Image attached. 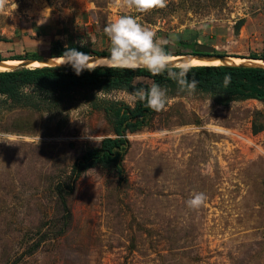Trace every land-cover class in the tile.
Returning <instances> with one entry per match:
<instances>
[{"label": "rangeland", "instance_id": "374dc122", "mask_svg": "<svg viewBox=\"0 0 264 264\" xmlns=\"http://www.w3.org/2000/svg\"><path fill=\"white\" fill-rule=\"evenodd\" d=\"M121 15L173 54L264 55V0H164L144 13L127 0H0V61L66 45L109 53L104 27ZM162 87L169 104L127 132L120 173L97 164L72 192L59 184L117 135L134 88L0 92V264H264V101ZM193 192L206 195L197 209Z\"/></svg>", "mask_w": 264, "mask_h": 264}, {"label": "trees", "instance_id": "16d2710c", "mask_svg": "<svg viewBox=\"0 0 264 264\" xmlns=\"http://www.w3.org/2000/svg\"><path fill=\"white\" fill-rule=\"evenodd\" d=\"M75 47L80 51L90 54L88 48ZM64 49L56 52L58 57H63ZM220 54H233L241 57H263L257 55L249 47H244L239 52L230 53L219 50ZM239 53V54H238ZM95 54H107L97 52ZM186 54V53H183ZM195 54V53H193ZM200 54V53H199ZM38 58L35 54L28 56L17 55L16 58ZM97 66V65H96ZM93 66V67H96ZM225 74H231V82L225 87L223 84ZM137 76L150 77L154 80L153 84L164 85L166 83H176L171 80L166 73L153 76L148 70L143 68L121 69L97 67L93 71H84L81 75H76L71 66H45V67H26L18 66L13 70L0 71V92L14 94L21 85L34 84L40 88L71 89L73 87H107L115 88L127 86L134 88V79ZM189 80L198 81L197 88L213 93H225L239 98H261L264 101V66H243L239 64H194L188 74ZM137 88L149 89L151 86L143 83L135 85ZM151 109L144 106V102L139 101L138 107L132 109L127 107L117 115L115 120V137H105L98 148L88 149L77 160L72 168L74 178L72 182L67 181L59 184L65 191L74 190L75 181L78 176L86 169L104 164L112 166L119 173L122 170V159L129 145L127 132L136 130L142 120H144ZM66 206V210L69 208Z\"/></svg>", "mask_w": 264, "mask_h": 264}, {"label": "clouds", "instance_id": "9594fccd", "mask_svg": "<svg viewBox=\"0 0 264 264\" xmlns=\"http://www.w3.org/2000/svg\"><path fill=\"white\" fill-rule=\"evenodd\" d=\"M159 4L164 6V0H127L130 8L137 12L150 11ZM201 27H204L201 25ZM104 32L110 40L111 47L109 55L102 58L94 57L92 54L78 50L75 47L67 46L63 53V63L69 64L76 75L84 71H93L97 67L148 70L153 76L166 73L167 76L176 82L180 91L192 94L198 85L196 79L189 80L188 74L191 71V61L185 59L182 62L173 64L172 54L162 46L156 33L151 28L143 25L138 16L121 15L119 18L108 23ZM169 41L165 40L164 44ZM102 61L97 63V61ZM96 63V67L92 65ZM231 82V74H225L223 84L227 87ZM133 99L144 102V106L156 112L165 110L169 104L167 89L159 84H153L149 89L137 88L131 93ZM204 174L212 171V162L202 164ZM206 195L203 192H193L186 201L191 209H197L204 204Z\"/></svg>", "mask_w": 264, "mask_h": 264}, {"label": "bare ground", "instance_id": "6f19581e", "mask_svg": "<svg viewBox=\"0 0 264 264\" xmlns=\"http://www.w3.org/2000/svg\"><path fill=\"white\" fill-rule=\"evenodd\" d=\"M172 54V63L176 64L184 61L185 59H189L191 61V65L194 64H239L243 66H264V58L263 57H241L236 55H210V54H193V53H171ZM239 54V53H238ZM94 57L102 58L109 55L107 54H92ZM43 59L38 58H19L16 61H11L3 59L0 61V71H6L14 69L18 62L22 66L26 67H45V66H70L69 64H62L64 58L56 57V56H42ZM15 60V59H14ZM102 61H97L100 63ZM92 66H96L94 63Z\"/></svg>", "mask_w": 264, "mask_h": 264}, {"label": "water", "instance_id": "95a60500", "mask_svg": "<svg viewBox=\"0 0 264 264\" xmlns=\"http://www.w3.org/2000/svg\"><path fill=\"white\" fill-rule=\"evenodd\" d=\"M96 55H97V54H96ZM38 59H40V60H41V59H43V58H42V57H39Z\"/></svg>", "mask_w": 264, "mask_h": 264}]
</instances>
